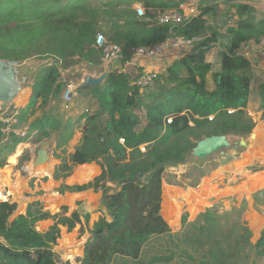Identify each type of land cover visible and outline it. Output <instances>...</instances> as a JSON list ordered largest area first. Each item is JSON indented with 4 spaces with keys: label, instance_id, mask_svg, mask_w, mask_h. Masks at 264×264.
I'll return each instance as SVG.
<instances>
[{
    "label": "trees",
    "instance_id": "16d2710c",
    "mask_svg": "<svg viewBox=\"0 0 264 264\" xmlns=\"http://www.w3.org/2000/svg\"><path fill=\"white\" fill-rule=\"evenodd\" d=\"M122 1L0 0V61L42 64L25 84L32 92L28 105L16 110L7 131L0 120V168L20 144H41L55 134V151L65 155L74 128L82 127L72 153L54 154L60 163L53 172L54 180H64L74 167L91 163L100 167L93 181L58 190L60 194L87 190L102 194L100 208L105 216L89 231L78 264L260 263L264 229L258 241L251 243L252 233L239 215L228 218L206 210L173 234L159 212L166 169L186 164L196 143L205 138L249 137L255 127L247 113L251 99L264 118V81L256 80L252 98L255 71L240 54L246 43L264 39V14H258L246 0L236 1L217 26L218 9L210 0L200 2L199 13L181 24L159 25V14L185 2L147 0L139 17L131 7H120ZM230 9H234L235 20L228 26L226 22L233 20ZM222 27H226L224 33ZM97 34L120 49L122 66L130 62L135 49L178 37L198 40L165 66L142 94L136 86L141 69L124 74L112 71L97 86L78 87L80 95L96 100L97 110L62 124L52 116L64 92L61 73L81 64L89 71L102 66L103 49L94 47ZM220 40L226 46L219 53L218 72H214L206 56ZM208 74L215 81L212 92L206 88ZM136 111L144 113L143 126ZM250 170L262 168L252 166ZM206 173L201 172L202 176ZM111 183L120 190L106 195ZM256 199L264 201L258 195ZM15 210L16 204L0 202V264H58L52 250L58 226L71 232L81 214L52 216L35 202L24 215L12 219ZM83 218L88 222L89 213ZM48 219H54V225L45 233L36 231V223Z\"/></svg>",
    "mask_w": 264,
    "mask_h": 264
},
{
    "label": "rangeland",
    "instance_id": "374dc122",
    "mask_svg": "<svg viewBox=\"0 0 264 264\" xmlns=\"http://www.w3.org/2000/svg\"><path fill=\"white\" fill-rule=\"evenodd\" d=\"M225 29L226 27L222 28V30ZM221 40L220 46L223 48V46H226L224 45L226 42ZM216 50L217 49H214L213 51L216 52ZM244 50L245 48H241L240 52ZM178 52L183 51H169L162 57L152 59V62H155L156 64L152 65V67H146L147 70L143 67L138 68L141 69V73H163L165 68L175 60L174 58L178 57ZM215 52H208L206 56L207 60H209L208 55H213L212 62H214L215 58H219V55ZM169 60L172 61L169 62ZM30 62L35 61H29V64H31ZM162 63H167L165 64L166 67L161 68ZM81 65L84 67V64ZM34 68H36V66ZM28 72L31 71L28 69ZM29 74L30 73L26 75L25 80L28 78V81H30ZM255 75L256 79L252 82V98H254L255 87L257 84L256 80H258L259 73L255 72ZM25 84L27 85L26 82ZM209 84H215L212 75H210ZM2 100L10 102V95H4ZM253 102L254 101L251 99L250 109L254 108ZM11 107L13 108V106ZM252 110L255 111L254 109ZM259 112V115L253 112L254 121L257 124L264 123V118L262 119L263 116L261 115L262 112ZM137 114L140 118L144 116L143 111H137ZM0 118L1 122L5 119L3 115H1ZM8 128L9 126H7L5 131H7ZM239 140L240 139H228L232 146L225 150V154L242 157L246 153V148L238 145L236 148H233V144L235 142L238 143ZM26 144L32 143L28 142ZM15 153L16 152L14 151V153L7 158L6 165L3 168H0V202L16 204V210L12 219L19 214L24 215L28 205L35 202L40 204L43 212H48L52 216L59 215L61 217L70 218L73 213L79 212L81 214L80 223L76 224L71 232L68 233L65 227L58 226L59 236L55 245L52 247L58 264H78L76 260L82 257L84 245L90 237L89 231L99 218L105 216L102 208H100L101 192L85 193L79 196L66 194L68 192L60 194L58 190L61 186L82 184V182L87 179H82V171L80 169H75L76 167H74L68 178L64 180H54V169L60 163V160L56 159L54 156V154H58V151L52 153L53 158L49 152L51 156L50 161L38 168H35L32 165V159L29 160L26 156L23 158L21 157L22 159H16L14 157ZM59 155L61 157L63 156L61 153ZM189 159L190 160L186 164L176 167L175 170L169 172L165 171L162 178L163 183L168 186H161V206L159 215L168 224L171 233L174 234L179 232L183 227V223H191L199 214L206 212V210H211L218 215H223L228 218L230 216L235 218L236 215H239L240 220L245 223V226L247 225L252 233L250 239L251 243L255 244L259 237V233L264 229V201L258 203L256 199V190H259L260 192L262 189L258 188L253 192L254 195L252 194L253 198L251 201V203H253L250 206V198L246 196V177L241 179L242 176L239 178V175L234 176L232 174L228 176H233L232 179L235 180V182H230L229 184L225 183L228 187L219 182L217 183L218 189H216L217 187L215 184L218 171H229L228 167L231 165L243 167L245 166L246 160L241 158L220 164V160L223 158L220 157L219 153L207 157L204 161H199L191 157ZM43 170L45 171L42 172ZM201 172L208 173H206L205 176H202ZM221 174L223 175V173ZM83 175L87 176L88 179L93 177V174L90 172L87 174L84 173ZM224 175L221 176V181L224 179ZM228 176L225 177L229 178ZM223 181L225 182L226 180L224 179ZM89 182L91 181L89 180ZM84 183L86 184V182ZM193 184L196 185L191 186ZM107 185L111 188V191L108 192V194L119 192L118 185L112 183ZM217 190L220 192H217ZM259 198L264 200V192ZM208 199L212 200L210 201ZM239 212L241 213L239 214ZM85 213H89L88 222L83 218ZM54 223V219L38 222L35 225V229L39 233H45L52 225H54ZM247 264H251V262ZM257 264H264V256L262 257L261 262Z\"/></svg>",
    "mask_w": 264,
    "mask_h": 264
},
{
    "label": "crops",
    "instance_id": "0c3cea01",
    "mask_svg": "<svg viewBox=\"0 0 264 264\" xmlns=\"http://www.w3.org/2000/svg\"><path fill=\"white\" fill-rule=\"evenodd\" d=\"M89 1H91V0H89ZM146 1L147 0H123L120 3L121 4L120 7H122V8L131 7L134 10H136V8H140V7L144 9V6L146 5L145 4ZM173 1L185 2L191 6L196 7V15H197L199 13L198 8L201 4L200 2H203V1L208 2L210 0H173ZM236 1H241V0H212L209 3V4H211L214 2V5L217 6V9H218V20H217L218 26H221L223 24L224 15L228 12L227 7ZM243 1H245V0H243ZM160 2L168 3L169 0H160ZM246 3L250 6H252L254 9H256L258 11V14H264V0H246ZM222 14H223V17L221 16ZM229 15H230L229 17L233 18V20L226 22L228 26H230L233 23V21L235 20L234 9L229 10ZM226 18H228V17H226ZM209 21L212 22V20H209ZM222 28H224V27H222ZM222 33H224L223 30H222ZM242 48L246 49V58L248 60H250V62L252 63V68L254 69L255 72L259 73L258 78L262 79V82H263V80H264V77H263V75H264V39H262L258 43L248 42ZM214 49H217L216 52L213 51ZM184 52H186V51H184ZM184 52H178V57L174 58V59L176 60L179 57L183 56L185 54ZM210 52H215V53H217V55H219L220 52H223V49L220 46V41H218L216 43V45H214V47L209 51V53ZM164 55H166V54H164ZM208 56H209L208 57L209 60H207V58H206L207 62L213 64V71L214 72H218L219 58H217V59L215 58L214 62H212L213 55H208ZM102 61H103L102 66L98 67V70L89 71L86 69L85 65H84V67H83V65H78V66L74 67V69H72V70H66V71H63L61 73L60 81L64 85L63 94L66 93L67 89H69L72 93L71 94L72 99H71V103H70L68 109L64 108V104H63V100H62L60 105L57 107V109L52 110V116H54L58 120H60V122L62 124H66V122L68 120H72L73 122H75V120L80 118L83 114L92 113V112L97 110L96 100L92 99L89 95H84V94L80 95V93H78V91H77V88L81 86L85 77H91L93 79H97L101 75L105 74V76H106L107 73H109L113 70H116L118 68H121V67L127 68V72L135 71L136 73H138V71H136L137 69H139L138 67H143L147 70L146 67H152V65L156 64L155 62H152V60H147L144 58L134 59L133 61H130L129 63L125 64L124 66L121 65L119 59H112V60H106V61L102 60ZM170 61H172V60H169V62ZM30 63L31 64H29V62H24V63L18 64V66L14 68V74H15L14 80L7 82V83L5 82L3 85V90L0 93L2 95V97L4 95H10V102H6V106L4 107V109L1 106V113H0V117H1V115H3L5 118L4 120H2V122L5 123L7 126H9L10 124H12L14 122V117L17 113L16 110H19L21 108H25L30 101L32 92H31V89L29 87H26L24 85L25 82L28 81V78L26 80H25V78H26V75L28 73H30L29 76L31 77V75L33 73H36L39 70V67L42 65L39 62H30ZM165 64H167V63H164V64L162 63L161 68L162 67L164 68ZM35 66H36V68H34ZM28 69L31 72H28ZM78 74L80 75L79 77H78ZM210 75L211 74H208L206 77V88L208 91L212 92L215 89V84L214 85L209 84ZM104 81H105V79H104ZM142 91L143 90H140L141 94H142ZM63 94H62V97H63ZM62 97H61V99H62ZM0 105H2V104L0 103ZM11 106H13L15 112H14V110H13V112L7 111V109ZM89 106H90V108H89ZM253 106H254V108H252V109H254L255 111L250 109V104H249V108L247 109V113L248 112L249 113L255 112L259 115L260 112L256 110L258 105L256 103H253ZM39 113H40V111H38L36 113L34 118L38 117ZM135 113H137V111ZM261 115H262V113H261ZM256 117H257V115H256ZM0 120H1V118H0ZM140 121H141V126H143L145 123L144 116L142 118H140ZM7 123H9V124H7ZM256 128L259 130L258 132H255ZM81 134H82V127H75L74 128V134H73L71 140L68 142V145L66 147V150H67L66 155H63V156H68L70 153H72L74 151L75 146L78 144V142L81 138ZM252 134H253V137H251V135H250L245 140L246 141V153L242 157L241 156L235 157V155H234L235 158L234 159L231 158V160H230V161H233L235 159L238 160V159L243 158L246 160L245 166L238 167V166L231 165L230 167H228L229 171L228 170H224L223 172L218 171V173H217L218 179L216 177L217 181L215 182L216 187H217V183H219V182L223 183L224 186H227L225 183L229 184L230 182H235V180L232 179L233 176L229 177L228 175H232V174L234 176L239 175V178H240V176H242L241 179H244L246 177V196L250 198V204H249L250 206L253 203V202L251 203L252 198H253V196H252L253 192L256 189L261 188L262 190L260 192H259V190H256L257 195L259 197H261L262 193L264 192V123H260V124L255 123V127L252 131ZM55 138H56V134L53 135L51 139L46 140L49 142V145H50L49 146V152L51 153L52 158H53L52 153H54V151L56 149ZM46 141H44V142H46ZM41 144L40 145L39 144H33V143L32 144H26V143L20 144L18 147H16V150H15L16 153H15L14 157L16 159L17 158L22 159L24 156H26V157H28L29 160L32 159V161H33V159L36 155V151L41 146ZM59 154H60V151H58V155ZM51 156H50V158H51ZM231 156H233V155H231ZM50 158L44 164H47L50 161ZM254 165L260 166L262 168V170L252 172L250 170V167H252ZM75 169H80L82 171L81 178L82 179L86 178L87 180L84 181L86 183H88L89 180L93 181V179L98 177L101 173L100 167L94 163L77 166ZM172 170H175V168H168L165 171L169 172ZM88 172L93 174V177L91 179H88L87 176L83 175L84 173L87 174ZM221 173H223V175L226 174L223 177L226 180L225 182L223 181L224 179L222 181L220 180L221 176H223ZM225 176H228L229 178H226ZM84 182H82V184H75V185H83V184H85ZM62 183H63V181H62ZM162 186L164 187V186H168V185H165V183H163V180H162ZM174 188H176V187H174ZM216 189H218V187ZM118 190H120V188ZM110 191H111V188L107 191L106 195H111V194H108V192H110ZM217 192H220V191L217 190ZM85 193H94V191L93 190H87V191L81 192V193H71V194L66 193V194L79 196V195H83ZM101 197H102V194H101ZM247 197H246V200H247ZM208 200H210V199H208ZM260 233H259L258 239L260 238ZM256 239H257V237H256ZM258 239L256 240V242L258 241ZM252 260H254V259L252 258Z\"/></svg>",
    "mask_w": 264,
    "mask_h": 264
},
{
    "label": "built area",
    "instance_id": "2783aa9c",
    "mask_svg": "<svg viewBox=\"0 0 264 264\" xmlns=\"http://www.w3.org/2000/svg\"><path fill=\"white\" fill-rule=\"evenodd\" d=\"M135 11L139 17L143 16L142 8H136ZM195 15H196V7L191 6L187 3H181L178 5V7L171 9V10L164 11L161 14H159L156 17V22L159 25H178L186 20L191 19ZM197 40L198 39L196 38L194 40H186L184 38L178 37V38H175L173 40H168L163 44L156 45L153 47L144 48V49H135L131 53L130 61H133L134 59H137V58H144L147 60H152L158 57H162L167 52L174 51V50H182L184 52L190 46H192V43L194 41H197ZM94 47L96 49H101V48L103 49V60L104 61L121 58L120 49L118 47L108 45L106 42V39L104 38L102 34L96 35L95 40H94ZM240 54L246 57V49L240 52ZM113 71H115L116 74H124V73H127V68L121 67ZM157 76L158 74L156 72H149V73L142 72L136 81V86L139 88V90H145L154 83V80H156ZM71 94L72 93L69 89H67L66 93L63 94L62 100H63L65 109L69 108V105L72 99ZM248 116L253 118L254 120L253 113L248 112Z\"/></svg>",
    "mask_w": 264,
    "mask_h": 264
},
{
    "label": "water",
    "instance_id": "95a60500",
    "mask_svg": "<svg viewBox=\"0 0 264 264\" xmlns=\"http://www.w3.org/2000/svg\"><path fill=\"white\" fill-rule=\"evenodd\" d=\"M18 66L17 62H2L0 61V93L3 90V85L6 82H10L14 80V68ZM105 74L101 75L97 79H93L91 77H85L83 83L80 87H94L98 84L102 83L105 79ZM3 97L0 94L1 106L4 109L6 106V101L2 100ZM253 137V134H250ZM240 146L246 148V141L243 138H240L238 143L233 144V148L236 146ZM49 142H43L41 146L37 149L36 155L32 161V164L35 168L42 166L45 162H47L50 158L49 154ZM232 145L228 141V138L225 136H213L209 138H205L196 143L195 147L191 151V158L197 159L199 161H204L207 157L214 155L216 153L220 154V157L223 159L220 160V164L224 162L228 163L231 158H235L234 156L225 154V150L230 148Z\"/></svg>",
    "mask_w": 264,
    "mask_h": 264
},
{
    "label": "bare ground",
    "instance_id": "6f19581e",
    "mask_svg": "<svg viewBox=\"0 0 264 264\" xmlns=\"http://www.w3.org/2000/svg\"><path fill=\"white\" fill-rule=\"evenodd\" d=\"M259 130H257L256 132H258ZM45 170H43L42 172H44Z\"/></svg>",
    "mask_w": 264,
    "mask_h": 264
}]
</instances>
